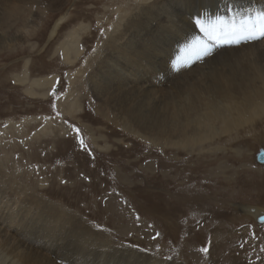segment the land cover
Masks as SVG:
<instances>
[{"label":"rangeland","instance_id":"obj_1","mask_svg":"<svg viewBox=\"0 0 264 264\" xmlns=\"http://www.w3.org/2000/svg\"><path fill=\"white\" fill-rule=\"evenodd\" d=\"M111 1H42L28 6L18 18L0 19V147L7 149L10 159L34 165L32 170L26 165L24 173L32 174L30 185L45 179L48 186L42 193L54 194L65 207L109 233L128 228V239L122 238L128 244L158 253L169 252L181 242L188 249L206 248L209 235L203 229L216 223L207 220L200 225V210L176 195L208 197L207 206L226 211H233V204L264 207V165L256 157L264 151V102L224 118L225 125L232 116L240 121L238 126L230 125L227 133L219 129L223 123L215 122L219 125L203 134L181 139L164 138L154 130H138L113 119L109 111L98 109L83 80L115 20L113 9L120 3ZM59 17H63L61 23L48 38ZM73 32L79 34L82 53L68 64L55 50ZM25 60L30 77L56 75L45 99L29 97L14 80ZM67 72L75 78L72 85L65 78ZM175 82L160 89L173 88ZM67 93L70 98L63 101ZM7 119L21 124V130L9 128ZM25 119L29 121L24 123ZM73 125L80 129L86 147L81 146ZM200 203L195 205H205ZM240 216L232 220L234 226L232 221L228 224L236 228L249 224L246 228L253 235L246 234L245 241L250 242L242 244L243 252L251 255L254 264H264V224L255 218L247 223ZM189 227L195 229L188 232ZM137 235L150 240L153 247L146 241L136 243L132 237Z\"/></svg>","mask_w":264,"mask_h":264},{"label":"bare ground","instance_id":"obj_2","mask_svg":"<svg viewBox=\"0 0 264 264\" xmlns=\"http://www.w3.org/2000/svg\"><path fill=\"white\" fill-rule=\"evenodd\" d=\"M42 1L61 3V0H0V19L18 18L28 6ZM114 2L120 5L113 9L116 15L113 16L115 20L111 30L105 34L101 48L95 51L91 69L85 71L83 79L98 109H106L113 119L123 120V124L129 127L154 130L164 138L181 139L215 128L219 125L215 122L223 123L219 129L227 133L232 129L230 125L238 126L240 121L237 116H232L225 125L224 118L256 102H264V36L258 35L261 24H264L261 20L264 0ZM217 17L223 18L224 26L211 23ZM62 19L59 17L55 21L50 30L52 35L48 38L53 36ZM197 20L202 21L213 35L223 27L235 26L239 29L243 26L246 30L251 28L256 39H245L233 46L215 42L218 46L211 56L177 70L173 68L172 60L180 49L196 37L206 38L202 36ZM78 39L79 34L73 32L56 48L55 52L64 62L71 64L80 53ZM13 78L31 98L45 99L56 82L54 74L30 77L26 60L22 70ZM65 78L71 85L75 79L69 72ZM170 81H177L173 84L175 87L168 88L167 85L160 89ZM69 98L70 93L62 97L63 101ZM57 105L60 107L59 103ZM28 121L25 119L24 123ZM6 123L17 132L21 130V124L12 119H7ZM6 129L1 131L4 133ZM7 154V149L0 147V264H254L251 255L244 253L242 247L243 243L250 242L245 241L246 234H252L249 233L251 229L246 228L249 224L236 228L228 223L231 224L238 214L250 223L251 219L256 220L264 212V207L245 204L255 208L250 212L233 204V211L228 208L229 211H226L220 206H207L210 205L206 200L208 197L177 194V199L190 202L200 210L198 218L202 215L203 220L200 225L207 220L216 223L203 229L209 235L208 251L202 252V246L195 247L197 251L188 249L189 245L181 242L169 252L158 253L124 242L122 238H127L125 233L129 232L128 228L109 233L106 227L98 228L91 220L65 207L54 194L48 196L42 193L41 190L48 186L45 179L30 185L28 181L32 174L24 173L26 165H30V170L34 165L10 159ZM197 201L205 205L197 206ZM107 204H110L109 201ZM194 229L189 227L188 232ZM115 233H119V237ZM132 238L136 243L146 241L138 235ZM146 242L151 248V241Z\"/></svg>","mask_w":264,"mask_h":264},{"label":"snow or ice","instance_id":"obj_3","mask_svg":"<svg viewBox=\"0 0 264 264\" xmlns=\"http://www.w3.org/2000/svg\"><path fill=\"white\" fill-rule=\"evenodd\" d=\"M261 20H264V14H261ZM211 23L224 26L225 22L222 17H217L216 20ZM197 24L200 25L201 31L205 33L206 38L201 39L196 37L180 49V53L172 60V66L177 70L189 66L194 61H199L205 57L211 56L214 48L218 46L215 43L216 41L226 44H240L241 41L245 39H256V37L252 35L251 28L245 30L243 26L239 29L235 26H232L231 28L223 27L220 32L213 35L209 32V28L205 27L202 21L197 20ZM259 32L261 36H264V24H261ZM57 115H59V113H57ZM73 131L76 133L81 146L86 147L83 139L80 137V129L73 125ZM261 159H264V154L261 155ZM201 251L207 252L208 249L202 248Z\"/></svg>","mask_w":264,"mask_h":264},{"label":"water","instance_id":"obj_4","mask_svg":"<svg viewBox=\"0 0 264 264\" xmlns=\"http://www.w3.org/2000/svg\"><path fill=\"white\" fill-rule=\"evenodd\" d=\"M50 35H52V31H50L49 32V36ZM262 154H264V151H259L258 152V154H257V160H258V162H260V163H263L264 164V159H261V155ZM237 206L240 208V209H243V210H250V212H252L253 210H255V208L254 207H251V208H249V207H247L246 205H241V204H237ZM256 221L258 222V223H264V212H262L261 213V215L260 216H258L257 218H256Z\"/></svg>","mask_w":264,"mask_h":264}]
</instances>
